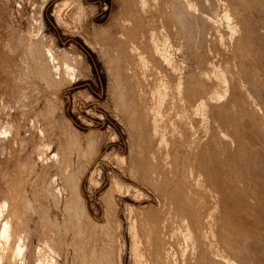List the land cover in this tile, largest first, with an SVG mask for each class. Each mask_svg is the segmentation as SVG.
<instances>
[{
	"label": "rangeland",
	"instance_id": "rangeland-1",
	"mask_svg": "<svg viewBox=\"0 0 264 264\" xmlns=\"http://www.w3.org/2000/svg\"><path fill=\"white\" fill-rule=\"evenodd\" d=\"M143 1L0 0V264H264V0Z\"/></svg>",
	"mask_w": 264,
	"mask_h": 264
},
{
	"label": "bare ground",
	"instance_id": "bare-ground-1",
	"mask_svg": "<svg viewBox=\"0 0 264 264\" xmlns=\"http://www.w3.org/2000/svg\"><path fill=\"white\" fill-rule=\"evenodd\" d=\"M137 1V0H136ZM145 1V0H144ZM144 1H143V3H144ZM165 1V0H164ZM171 2H172V9H173V14L175 13V14H177V15H182V16H184L185 14H184V12H187V9L186 8H188V11H192L191 9L193 8L192 7V4H189V3H184V4H186V5H188V7H181L182 5L180 4V3H178V1L177 0H170ZM140 2V1H139ZM138 2V3H139ZM180 2V1H179ZM196 2V1H195ZM210 2V1H209ZM208 2V3H209ZM127 3V2H126ZM132 3V2H131ZM135 2H133V4H134ZM142 3V4H143ZM192 3H194V2H192ZM216 3V2H215ZM225 3V2H224ZM233 3V2H232ZM237 3V2H236ZM137 4V3H136ZM167 4V3H166ZM168 4H170V3H168ZM180 4V5H179ZM183 4V3H182ZM198 4V3H197ZM213 4V3H212ZM235 4V3H234ZM124 5V4H123ZM141 5V4H140ZM139 5V6H140ZM147 5V4H146ZM227 5H229V4H227ZM66 6V5H65ZM134 6H135V4H134ZM142 6V5H141ZM147 6H149V3H148V5ZM161 6V5H160ZM170 6V5H169ZM206 6V5H205ZM138 7V6H137ZM143 8H144V6H142ZM195 7V6H194ZM218 7V6H217ZM63 8V7H62ZM135 8V7H134ZM161 8V7H160ZM170 8V7H169ZM211 8V7H210ZM225 8V7H224ZM234 8V7H233ZM138 9H140V8H138ZM145 9V8H144ZM165 9V8H164ZM183 11H182V10ZM184 9H186V10H184ZM197 8H195V10H196ZM199 9V8H198ZM201 9V8H200ZM214 9H216V8H214ZM60 10V9H59ZM130 10V9H129ZM141 10H143V9H141ZM149 10H150V8H149ZM158 10H160L159 8H158ZM167 10V9H166ZM194 10V9H193ZM238 10V9H237ZM180 11H182V12H180ZM206 11V10H205ZM204 11V12H205ZM210 11V10H209ZM58 12V11H57ZM125 12V11H124ZM127 12V11H126ZM135 12H137V11H135ZM143 12V11H142ZM204 12H203V14H204ZM216 12V11H215ZM236 12V11H235ZM139 14H140V11H139ZM184 14V15H183ZM189 14H191V12H189ZM189 14H187L188 16H189ZM193 14H195V12L193 11ZM187 15H185V17L187 16ZM192 15V14H191ZM198 15V14H197ZM250 15V14H249ZM174 17H175V15H173ZM182 16H179V17H181V18H183ZM230 16V15H229ZM234 16V15H233ZM240 16H242V14L240 15ZM126 17H128V16H126ZM163 17V16H162ZM177 17V16H176ZM178 17V18H179ZM185 17H184V19H185ZM191 17V16H190ZM204 16L202 15V17H200V19H199V21H201L202 23H203V20H205L204 18H203ZM207 17H209V16H207ZM217 17V16H216ZM239 17V16H238ZM194 18V17H193ZM198 18V17H197ZM197 18H194V19H196L197 20ZM203 20H202V19ZM209 18H212L211 16L209 17ZM222 18V17H221ZM236 18V17H235ZM241 18V17H240ZM141 19V18H140ZM214 19V18H213ZM133 20V19H132ZM160 20V19H159ZM162 20V19H161ZM166 20H167V17H166ZM165 20V21H166ZM176 20V19H175ZM182 20V19H181ZM212 20V19H211ZM207 21V19L205 20L207 23H211L212 21ZM232 20V19H231ZM253 20V19H252ZM163 21V20H162ZM177 21V20H176ZM178 21H180V20H178ZM187 20H185V22H186ZM194 21V20H193ZM204 21V22H205ZM218 21V20H217ZM150 22V21H149ZM154 22V21H153ZM167 22H169V21H167ZM171 22V21H170ZM180 22H182V21H180ZM198 22V21H197ZM205 22V23H206ZM163 23V22H162ZM172 23V22H171ZM175 23V22H174ZM178 23V22H177ZM188 23V22H187ZM189 23H191V20H190V22ZM200 23V22H199ZM213 23V22H212ZM128 24V23H127ZM156 24V23H155ZM154 24V25H155ZM164 24V23H163ZM176 24V23H175ZM194 24V23H193ZM197 25H198V23H196ZM262 24V23H261ZM129 25V24H128ZM149 25V24H148ZM178 25V24H177ZM185 25H186V23H185ZM184 25V26H185ZM204 25H206V24H203V26ZM208 25V24H207ZM125 26V25H124ZM133 26V25H132ZM161 26V25H160ZM179 26H180V24H179ZM189 26V24L187 25V27ZM193 26V25H192ZM201 26H202V24H201ZM202 26V27H203ZM210 26H212V24H210ZM215 26V25H214ZM213 26V27H214ZM232 26V25H231ZM131 27V26H130ZM138 27V26H137ZM146 27V26H145ZM182 27V26H181ZM202 27H198V28H202ZM125 28V27H124ZM180 28V27H179ZM192 28V27H191ZM228 28V27H227ZM256 28V27H255ZM181 29V28H180ZM196 29V28H195ZM205 28L203 27L202 29H200V30H204ZM216 29V28H215ZM214 29V30H215ZM149 30V29H148ZM171 30V29H170ZM169 30V31H170ZM191 30H193V29H191ZM190 30V31H191ZM223 30V29H222ZM230 30V29H229ZM246 30V29H245ZM137 31V30H136ZM183 31H184V28H183ZM188 31V30H187ZM189 31V32H190ZM201 31V32H202ZM212 31V30H211ZM216 31V30H215ZM218 31V30H217ZM172 32V31H171ZM188 32V33H189ZM200 32V33H201ZM205 32V31H204ZM229 32V31H228ZM123 33V32H122ZM152 33V32H151ZM169 33V32H168ZM178 33V32H177ZM191 33V32H190ZM194 33H196V31L194 32ZM203 33V32H202ZM232 33V32H231ZM153 34V33H152ZM198 34V33H197ZM211 34V33H210ZM236 34H237V32H236ZM170 35V34H169ZM182 35V34H181ZM201 35V34H200ZM203 35V34H202ZM136 36V35H135ZM141 36V35H140ZM174 36V35H173ZM197 36V35H196ZM214 36V35H213ZM229 36V35H228ZM243 36V35H242ZM143 37V36H142ZM141 37V38H142ZM201 37H204V36H201ZM207 37V36H206ZM241 37V36H240ZM181 38H182V36H181ZM193 38V37H192ZM127 39V38H126ZM188 39V38H187ZM227 39H229V38H227ZM151 40H154V39H151ZM157 40V39H156ZM203 40V39H202ZM149 41H150V39H149ZM158 41V40H157ZM184 41V40H183ZM234 41H236V40H234ZM126 42H127V40H126ZM130 42V41H129ZM134 42L135 41H133V44H134ZM146 42H148V41H146ZM153 42V41H152ZM155 42V41H154ZM153 42V43H154ZM166 42H168V41H166ZM192 42V41H191ZM204 42V41H203ZM207 42V41H206ZM237 42V41H236ZM240 42V41H239ZM151 43V42H150ZM194 43H196V42H194ZM201 43V42H200ZM209 43H211V42H209ZM128 44V43H127ZM132 44V45H133ZM161 44V43H160ZM193 44V43H192ZM234 44V43H233ZM121 45H123V44H121ZM125 45H126V43H125ZM130 45H131V43H130ZM155 45V44H154ZM153 45V46H154ZM162 45V44H161ZM183 45V44H182ZM196 45V44H195ZM209 45H211V44H209ZM213 45V44H212ZM235 45V44H234ZM129 46V45H128ZM158 46H159V44H158ZM198 46V45H197ZM200 46H201V44H200ZM119 47V46H118ZM138 47V46H137ZM172 47V46H171ZM210 47V46H209ZM239 47V46H238ZM126 48V47H125ZM142 48V47H141ZM144 48V47H143ZM162 48V47H161ZM166 48V47H165ZM214 48V47H213ZM120 50H122V49H120ZM124 50V49H123ZM127 50H128V47H127ZM136 50V49H135ZM154 50H155V47H154ZM166 50V49H165ZM230 50V49H229ZM108 51V50H107ZM129 51V50H128ZM147 51V50H146ZM150 51V50H149ZM159 51V50H158ZM163 51V50H162ZM212 51H213V49H212ZM51 52V51H50ZM134 52V49L132 50V53ZM144 52V51H143ZM160 52V51H159ZM166 52V51H165ZM168 52V51H167ZM238 52V51H237ZM162 53V52H161ZM160 53V54H161ZM48 54V53H47ZM131 54V53H130ZM135 54V53H134ZM133 54V55H134ZM138 54V53H137ZM147 54V53H146ZM157 54V56H158V52L156 51V53H155V55ZM164 54V53H163ZM167 54V53H166ZM238 54V53H237ZM119 55V54H118ZM139 55V54H138ZM143 55V54H142ZM141 55V56H142ZM162 55V54H161ZM171 55V54H170ZM50 56V55H49ZM130 56V55H129ZM140 56V55H139ZM144 56H146V55H144ZM151 56V55H150ZM152 56H154V55H152ZM160 56V55H159ZM158 56V57H159ZM167 56V55H166ZM47 57H48V55H47ZM56 57V56H55ZM219 57V56H218ZM237 57V56H236ZM51 58H54L53 57V55H52V57ZM50 58V59H51ZM144 58V57H143ZM160 58H161V56H160ZM171 58V57H170ZM215 58V57H214ZM213 58V59H214ZM63 59H64V57H63ZM66 59V58H65ZM118 60H119V58H117ZM125 59V58H124ZM137 59H139V58H137ZM151 59V58H150ZM153 60L155 59L154 57L152 58ZM159 59V58H158ZM163 59H164V56H163ZM167 59V58H166ZM227 59V58H226ZM52 60V59H51ZM57 60V59H56ZM123 60V59H122ZM134 60V59H133ZM141 60V59H140ZM148 60V59H147ZM161 60V59H160ZM210 60V59H209ZM222 60V59H221ZM49 61V60H48ZM66 61V60H65ZM68 61V60H67ZM130 61V60H129ZM139 61V60H138ZM144 61V60H143ZM150 61V60H149ZM165 61V60H164ZM170 61V60H169ZM225 61V60H224ZM50 62V61H49ZM133 62V61H132ZM131 62V63H132ZM135 62V61H134ZM161 62V61H160ZM168 62V61H167ZM217 62V61H216ZM54 63V62H53ZM69 63V62H68ZM130 63V64H131ZM139 63V62H138ZM142 63V62H141ZM153 63V62H152ZM169 63V62H168ZM173 63V62H172ZM49 64V63H48ZM134 64V63H133ZM144 64V63H143ZM165 64V63H164ZM171 64V63H170ZM219 64V63H218ZM71 65V64H70ZM126 65H128V64H126ZM163 65V64H162ZM169 65V64H168ZM174 65V64H173ZM144 66V65H143ZM165 66H167V65H165ZM59 67V66H58ZM68 67H70V66H68ZM68 67L66 68V66H65V68H66V70L68 69ZM159 67H160V64H159ZM224 67V66H223ZM54 68V67H53ZM145 68H146V66H145ZM164 68V67H163ZM55 69V68H54ZM74 69V68H73ZM72 69V70H73ZM154 69V68H153ZM71 70V71H72ZM164 70V69H163ZM68 71H69V69H68ZM132 71V70H131ZM136 71V70H135ZM168 71H169V69H168ZM171 71V70H170ZM53 72V71H52ZM70 72V71H69ZM128 72V71H127ZM138 72V71H137ZM156 72V71H155ZM44 73H46V72H44ZM56 74H57V72H55ZM77 73V72H76ZM76 73H74V74H76ZM218 73V72H217ZM70 74V73H69ZM73 74V73H72ZM71 74V75H72ZM73 74V75H74ZM169 74V73H168ZM133 75V74H132ZM173 75V74H172ZM75 76V75H74ZM155 76V75H154ZM153 76V77H154ZM163 76V75H162ZM169 76H171V75H169ZM174 76V75H173ZM176 76H178V75H176ZM202 76V75H201ZM136 77V76H135ZM134 77V78H135ZM156 77V76H155ZM209 77V76H208ZM231 77V76H230ZM46 78V77H45ZM63 78V77H62ZM68 78H69V76H68ZM219 78H220V76H219ZM128 79V78H127ZM172 79V78H171ZM236 79V78H235ZM67 80V79H66ZM70 80H71V78H70ZM161 80V79H160ZM51 81V80H50ZM56 81V80H55ZM136 81H137V79H136ZM159 81V80H158ZM169 81V80H168ZM211 81V80H210ZM57 82V81H56ZM129 82V81H128ZM171 82V81H170ZM197 82V81H196ZM132 83V82H131ZM176 83V82H175ZM214 83H215V81H214ZM230 83V82H229ZM240 83V82H239ZM71 84V83H70ZM137 84H139V83H137ZM131 86H133V85H131ZM157 86V85H156ZM184 86V85H183ZM192 86V85H191ZM214 86V85H213ZM158 87V86H157ZM163 87V86H162ZM233 87V86H232ZM172 88V87H171ZM203 88V87H202ZM243 88V87H242ZM253 88H254V86H253ZM134 89V88H133ZM175 89V88H174ZM184 89V88H183ZM191 89V88H190ZM239 90V89H238ZM259 90V89H258ZM172 91V90H171ZM235 91V90H234ZM246 91V90H245ZM184 92V91H183ZM173 93V92H172ZM187 93V92H186ZM219 93V92H218ZM247 93V92H246ZM165 94V93H164ZM168 94V93H167ZM255 94V93H254ZM260 94V93H259ZM154 95V94H153ZM196 95H197V93H196ZM204 95V94H203ZM253 95V94H252ZM188 96V95H187ZM195 96V95H194ZM181 97H182V95H181ZM245 97V96H244ZM199 99H200V97H198ZM185 99V98H184ZM225 99V98H224ZM157 100V99H156ZM187 100V99H186ZM192 100V99H191ZM226 100V99H225ZM243 100V99H242ZM248 100V99H247ZM171 101V100H170ZM189 101V100H188ZM252 101V100H251ZM192 102V101H191ZM153 103V102H152ZM171 104V103H170ZM180 104V103H179ZM194 104V103H193ZM224 104V103H223ZM223 104H222V106H223ZM253 104V103H252ZM156 105V104H155ZM219 105V104H218ZM245 105V104H244ZM226 106V105H225ZM247 106V105H246ZM161 107V106H160ZM227 107V106H226ZM234 107V106H233ZM144 108V107H143ZM166 108V107H165ZM186 108V107H185ZM191 108V107H190ZM161 109V108H160ZM261 109V108H260ZM164 110V109H163ZM224 110V109H223ZM144 111V110H143ZM172 111V110H171ZM192 111V110H191ZM154 112V111H153ZM166 112H168V111H166ZM175 112V111H174ZM186 112V111H185ZM165 113V112H164ZM248 113H249V111H248ZM145 114V113H144ZM143 114V115H144ZM159 114V113H158ZM253 114V113H252ZM147 115H148V113H147ZM150 115V114H149ZM166 115H168V114H166ZM203 116V115H202ZM177 117V116H176ZM194 117V116H193ZM249 117H250V115H249ZM160 118V117H159ZM208 118V117H207ZM169 119V118H168ZM178 119V118H177ZM195 119V118H194ZM226 119V118H225ZM145 120V119H144ZM148 120V119H147ZM173 120V119H172ZM214 120V119H213ZM210 121V120H209ZM208 121V122H209ZM229 121V120H228ZM227 121V122H228ZM147 122V121H146ZM195 122V121H194ZM217 122V121H216ZM149 123V122H148ZM158 123H160V122H158ZM163 123V122H162ZM165 123V122H164ZM168 123V122H167ZM196 123V122H195ZM243 123V122H242ZM173 124H174V122H173ZM146 125H147V123H146ZM211 125V124H210ZM241 125V124H240ZM257 126V125H256ZM154 127V126H153ZM157 127V126H156ZM221 127V126H220ZM150 128V127H149ZM148 128V129H149ZM185 128V127H184ZM232 128V127H231ZM160 129V128H159ZM163 129V128H162ZM179 129V128H178ZM157 130V129H156ZM213 130V129H212ZM215 130V129H214ZM220 130V129H219ZM222 130V129H221ZM170 131V130H169ZM182 131V130H181ZM190 131V130H189ZM245 131V130H244ZM162 132V131H161ZM218 132V131H217ZM219 133V132H218ZM232 133V132H231ZM243 133V132H242ZM155 134V133H154ZM170 134V133H169ZM148 135V134H147ZM167 135V134H166ZM244 135V134H243ZM263 135V134H262ZM152 136V135H151ZM163 136H164V134H163ZM173 138V137H172ZM179 138V137H178ZM182 138V137H181ZM199 138V137H198ZM262 138V137H261ZM183 139V138H182ZM158 140V139H157ZM228 140V139H227ZM184 142V141H183ZM182 142V143H183ZM163 143V142H162ZM161 143V144H162ZM177 143V142H176ZM237 143V142H236ZM169 144H170V142H169ZM184 144V143H183ZM166 145H168V144H166ZM176 145V144H175ZM202 145V144H201ZM242 145V144H241ZM181 146V145H180ZM187 146V145H186ZM188 147V146H187ZM249 147V146H248ZM251 147V146H250ZM171 148V147H170ZM259 148V147H258ZM260 149V148H259ZM171 150V149H170ZM255 151V150H254ZM202 152V151H201ZM156 154V153H155ZM192 154H193V152H192ZM208 156V155H207ZM248 156V155H247ZM178 158V157H177ZM189 158V157H188ZM246 162V161H245ZM254 163V162H253ZM154 164V163H153ZM152 165V164H151ZM254 166V165H253ZM196 167V166H195ZM256 167V166H255ZM157 168V167H156ZM186 168V167H185ZM198 169V168H197ZM187 170V169H186ZM253 170H254V168H253ZM188 172V171H187ZM152 173H153V171H152ZM182 174V173H181ZM197 174V173H196ZM249 174V173H248ZM250 175V174H249ZM263 176V175H262ZM158 178V177H157ZM171 180H172V178H171ZM181 180V179H180ZM188 181V180H187ZM79 183V182H78ZM187 183V182H186ZM255 183V182H254ZM248 186V185H247ZM80 187V186H79ZM189 187V186H188ZM177 188V187H176ZM183 188V187H182ZM194 188V187H193ZM197 189V188H196ZM185 190V189H184ZM187 190V189H186ZM189 190V189H188ZM249 190V189H248ZM252 190V189H251ZM78 192H80V188H79V191ZM189 192V191H188ZM199 192V191H198ZM190 193V192H189ZM81 195V194H80ZM79 195V196H80ZM185 195V194H184ZM181 198V197H180ZM196 198V197H195ZM193 199V198H192ZM200 199V198H199ZM206 199V198H205ZM208 199V198H207ZM179 200V199H178ZM185 200V199H184ZM194 200V199H193ZM174 203H175V201H174ZM188 204V203H187ZM180 205V204H179ZM189 206V205H188ZM196 208V207H195ZM192 209V208H191ZM196 210V209H195ZM199 211V210H198ZM200 212V211H199ZM174 213V212H173ZM169 215V214H168ZM185 215V214H184ZM194 215V214H193ZM173 216H174V214H173ZM175 218V217H174ZM208 220V219H207ZM201 221V220H200ZM167 222V221H166ZM194 222V221H193ZM6 223V222H5ZM185 223V222H184ZM189 223V222H188ZM201 223V222H200ZM204 223V222H203ZM7 224V223H6ZM9 226V225H8ZM186 227V226H185ZM210 228V227H209ZM4 229V228H3ZM199 229V228H198ZM188 230V229H187ZM192 230V229H191ZM203 230V229H202ZM3 233V232H2ZM168 233V232H167ZM176 233V232H175ZM171 234V233H170ZM189 234V233H188ZM197 234V233H196ZM9 235V234H8ZM20 235V234H19ZM178 235V234H177ZM195 235V234H194ZM199 235V234H198ZM203 235V234H202ZM212 235V234H211ZM163 236V235H162ZM193 236V235H192ZM177 237V236H176ZM181 237V236H180ZM184 237V236H183ZM202 237V236H201ZM161 238V237H160ZM182 238V237H181ZM204 238V237H203ZM191 239V238H190ZM198 239V238H197ZM213 240V239H212ZM197 241V240H196ZM214 241V240H213ZM171 242V241H170ZM186 242V241H185ZM205 242V241H204ZM167 243V242H166ZM172 243V242H171ZM184 243V242H183ZM215 244V243H214ZM195 246V245H194ZM217 246V245H216ZM157 247V246H156ZM219 247V246H218ZM164 248V247H163ZM170 248V247H169ZM177 248V247H176ZM227 248H228V246H227ZM148 249V248H147ZM178 249V248H177ZM19 250V249H18ZM164 250V249H163ZM187 250V249H186ZM196 250V249H195ZM230 250V249H229ZM245 250V249H244ZM247 250V249H246ZM262 250V249H261ZM168 251V250H167ZM203 252V251H202ZM214 252H215V249H214ZM225 252V251H224ZM234 252V251H233ZM232 252V253H233ZM156 253V252H155ZM206 253V252H205ZM248 253V252H247ZM190 254V253H189ZM211 254V253H210ZM234 254V253H233ZM243 254V253H242ZM179 255V254H178ZM202 255V254H201ZM200 255V256H201ZM229 256V255H228ZM244 256V255H243ZM205 257V256H204ZM223 257V256H222ZM245 257V256H244ZM248 257V256H247ZM202 258V257H201ZM207 258V257H206ZM221 258V257H220ZM161 259V258H160ZM187 259V258H186ZM226 259V258H225ZM231 259V258H230ZM205 260V259H204ZM210 260H212V259H210ZM215 259H213V261H214ZM223 260V259H222ZM229 260V259H228ZM245 260H247V259H244V261ZM174 261V260H173ZM217 261H219V259L217 260ZM216 260H215V262H217ZM221 261V260H220ZM162 262V261H161ZM215 262H213V264H215ZM222 262V261H221ZM231 262V261H230ZM233 262V261H232ZM246 262V261H245ZM248 262V261H247ZM250 262V261H249ZM199 263V262H198ZM204 263V262H203ZM223 263H225L224 261H223ZM201 264V263H200ZM209 264V263H208ZM217 264H218V262H217ZM219 264H220V262H219ZM233 264V263H232ZM235 264V263H234ZM246 264H249V263H246ZM252 264V263H251ZM257 264V263H256Z\"/></svg>",
	"mask_w": 264,
	"mask_h": 264
}]
</instances>
